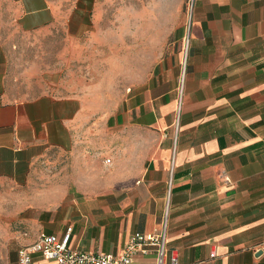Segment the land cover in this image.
Segmentation results:
<instances>
[{"label":"crops","instance_id":"0c3cea01","mask_svg":"<svg viewBox=\"0 0 264 264\" xmlns=\"http://www.w3.org/2000/svg\"><path fill=\"white\" fill-rule=\"evenodd\" d=\"M2 10L27 31L64 15L54 0H0ZM187 34L175 75L151 78L125 114L105 118L113 128L131 118L132 132L150 136L131 148V171L105 183L102 160L89 170L78 158L72 177L25 191L131 192L129 216L113 214L105 223L102 199L64 196L39 213L34 239L71 227V246L119 254L134 232L157 230L166 212L167 248L180 264H264V0H191ZM88 119L78 96L9 91L0 65V184L32 181L45 153L76 149ZM47 197V205L56 200ZM88 200L97 203L82 208ZM152 260L138 255L133 264Z\"/></svg>","mask_w":264,"mask_h":264},{"label":"rangeland","instance_id":"374dc122","mask_svg":"<svg viewBox=\"0 0 264 264\" xmlns=\"http://www.w3.org/2000/svg\"><path fill=\"white\" fill-rule=\"evenodd\" d=\"M54 1L64 12L61 20L32 31L0 11L3 82L16 94L78 96L89 119L76 149L45 153L32 168V181L0 184V264H15L18 249L33 241L40 212L45 216L43 210L71 197L102 199L105 223L113 214L129 216L131 192L25 191L32 184L44 187L72 177L80 168L78 158L90 163L89 170L95 159L102 160L105 183L118 172L131 171V148L150 143V136L142 128L132 132L131 118H121L123 126L116 128L107 126L105 118L125 114L131 95L151 78L173 77L176 59L188 44L191 0ZM179 28L185 30L182 36ZM49 193L56 200L47 205ZM96 203L88 200L82 208Z\"/></svg>","mask_w":264,"mask_h":264},{"label":"built area","instance_id":"2783aa9c","mask_svg":"<svg viewBox=\"0 0 264 264\" xmlns=\"http://www.w3.org/2000/svg\"><path fill=\"white\" fill-rule=\"evenodd\" d=\"M180 101L178 103V110ZM110 159H107L109 162ZM71 227L61 235L41 231L35 239L17 251L15 264H33V254L55 264H133L138 255L152 256V261L141 264H180L178 258L167 248V213L160 227L150 232H134L124 244L121 253L92 252L70 245Z\"/></svg>","mask_w":264,"mask_h":264},{"label":"bare ground","instance_id":"6f19581e","mask_svg":"<svg viewBox=\"0 0 264 264\" xmlns=\"http://www.w3.org/2000/svg\"><path fill=\"white\" fill-rule=\"evenodd\" d=\"M145 22V21H144Z\"/></svg>","mask_w":264,"mask_h":264}]
</instances>
